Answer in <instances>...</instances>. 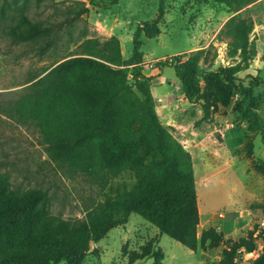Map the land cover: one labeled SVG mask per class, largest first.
Segmentation results:
<instances>
[{
  "label": "trees",
  "instance_id": "1",
  "mask_svg": "<svg viewBox=\"0 0 264 264\" xmlns=\"http://www.w3.org/2000/svg\"><path fill=\"white\" fill-rule=\"evenodd\" d=\"M216 1L237 14L257 0ZM53 3L0 0V31L10 44L28 46L43 56L57 47L64 28L89 13L84 4L73 2L77 7H68L61 21H54L53 16L31 17L32 7L46 8ZM164 13V0H159L157 18L143 23L133 35L132 57L126 66L134 69V86L128 84L127 69L121 68L118 42L114 41L116 61L90 52L86 57L59 63L29 85L8 110L17 124L36 130L58 170L83 176L103 190L122 172L132 174L135 182L128 192L105 194L83 218L65 219L49 213L47 192L13 190L0 171V264H81L91 244L124 227L132 215L194 253L224 245L216 264H237L242 250L254 251L256 231L264 238L260 225L238 240L223 241V234L215 228L198 233L200 216L192 157L161 123L151 95V79L143 74L140 36H158ZM252 31L251 20L235 15L227 22L221 34L229 56L238 57L239 62L204 76L202 90L196 78L197 57L191 56L177 68L184 95L189 100L205 101L202 120L209 117L211 108L228 105L235 95V75L256 56L249 42ZM242 89L245 96L251 95V88ZM241 113L249 132L260 133L264 144L259 117L250 110ZM261 210L264 218V205ZM152 247L150 242L133 252L128 264L154 258ZM154 264H160L159 260L154 259ZM254 264H264V252Z\"/></svg>",
  "mask_w": 264,
  "mask_h": 264
},
{
  "label": "rangeland",
  "instance_id": "2",
  "mask_svg": "<svg viewBox=\"0 0 264 264\" xmlns=\"http://www.w3.org/2000/svg\"><path fill=\"white\" fill-rule=\"evenodd\" d=\"M73 2L84 4L89 13L64 28L57 47L43 56L36 55L28 46L10 44L0 31V171L7 176L13 190L47 192L49 213L65 219L83 218L88 209L102 202L105 194L130 191L135 182L132 174L122 172L103 190L83 176L58 170L40 144L36 130L17 124L9 117L8 110L29 85L59 63L86 57L90 52L98 54L99 58L116 61L114 41L118 42L121 68L127 69L128 84L134 86V69L126 66L132 57L133 35L143 23L154 21L159 12V0H54L46 8L32 7L30 14L33 18L53 16L54 21H61L68 7H77ZM164 6L160 34L152 39L140 36L144 60L181 56L179 58L185 63L191 56L197 57L196 78L200 90L204 87V76L239 62L238 57L229 56L221 34L227 22L236 15L253 23L249 42L256 56L245 70L235 75L238 89L228 105L211 108L206 120H202L205 101L189 100L184 95L177 67L168 65L159 69L162 72L159 79H169L178 85H174L179 87V91L175 90L177 100L193 110L188 115L185 109V114L192 119V128L200 131L194 138L197 154L194 151L190 154L194 162L203 161L201 167L193 166L200 216L198 233L215 228L223 234V241L238 240L264 222L261 210L264 205V144L260 133L249 132V125L241 115L242 111L250 110L259 117L260 128L264 130V0H257L237 14L230 13L216 0H164ZM143 68L144 75L145 71H153L146 66ZM148 76L154 78L152 74ZM242 88H251V95L245 96ZM155 106L160 105L155 102ZM186 116L179 120L186 122ZM161 123L171 134H176L175 126ZM213 126L231 128L226 141L215 143V138L210 139L209 131ZM174 137L193 145L180 136ZM198 148L202 154H198ZM245 214L253 216L250 230H241L234 238L229 237L235 219ZM259 234L260 231H256L253 256L243 251L237 264H254L263 254L264 238ZM150 242L156 253L154 258L133 264H154V259L160 264H216L225 249L221 245L194 253L160 235L139 216L132 215L124 227L111 230L98 244H91L90 253L81 264H128L131 254Z\"/></svg>",
  "mask_w": 264,
  "mask_h": 264
},
{
  "label": "crops",
  "instance_id": "3",
  "mask_svg": "<svg viewBox=\"0 0 264 264\" xmlns=\"http://www.w3.org/2000/svg\"><path fill=\"white\" fill-rule=\"evenodd\" d=\"M143 61L144 56H143ZM149 74L154 75V78L151 79V95L154 100V102H157L159 99H163L165 101V105H162L159 103L160 106H155V111L158 117L165 125L176 127V137L180 136L182 139H187L191 142H193V145H191L188 149V152L192 155V152L194 151L196 153V145L194 142V138L197 137L200 134L199 129L192 128L193 121L190 117H187L190 113L193 112L192 109L187 108L188 104H181L179 103V99L177 100V92L175 91V87L177 84L175 82H171L169 79L161 80L159 79V76H161L162 72L161 70H153L151 71H145V75L147 77ZM176 84V85H175ZM167 85V86H166ZM175 85V86H174ZM178 86V85H177ZM166 87V89H165ZM167 87L169 89H167ZM175 87V88H174ZM165 106V108H163ZM178 107V109L175 110V108ZM185 109L188 111V115L185 114ZM175 111V112H174ZM190 111V113H189ZM200 115V113L198 112ZM187 115V116H186ZM198 115V117H199ZM186 116V122H181V118H184ZM164 118V119H163ZM216 119H220V117H217ZM226 120V119H225ZM185 121V120H184ZM184 127V129L187 131L186 134H181V129ZM192 144V143H191ZM200 148H198V154H202L199 152ZM197 154V153H196ZM193 161V166L201 167L203 164V161L197 160L196 162ZM252 215L245 214L242 217H237L235 221L233 222L234 225L229 231V237L234 238V235H236L238 232L240 233L241 230H250V223L252 221Z\"/></svg>",
  "mask_w": 264,
  "mask_h": 264
},
{
  "label": "built area",
  "instance_id": "4",
  "mask_svg": "<svg viewBox=\"0 0 264 264\" xmlns=\"http://www.w3.org/2000/svg\"><path fill=\"white\" fill-rule=\"evenodd\" d=\"M179 57H181V56H173L170 58H163V59H158V60H153V61H145L143 63V65L148 67V69H150V70H159L158 66L160 64L169 65V66L172 65V66H176L177 68H179L183 63V60H181V58H179ZM176 90L179 91V88H176ZM161 102H162L161 99L157 100L158 104ZM230 129H231L230 127H225V126L224 127L213 126V127H211V129L209 131V137H210V139L215 138V143H218V142L223 143L224 141H226V134ZM186 132L187 131L183 127L181 129V134H186ZM172 134L175 136V132ZM178 141L182 145V147L188 152V148L191 145H189L188 142H186V141H180V140H178ZM220 217L222 218L223 215H220ZM259 225L262 229H264V222H261ZM241 252H243V250ZM253 254H254V252L246 253V255H248V256H253Z\"/></svg>",
  "mask_w": 264,
  "mask_h": 264
}]
</instances>
